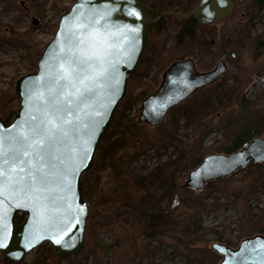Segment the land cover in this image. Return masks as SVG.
Instances as JSON below:
<instances>
[{
  "label": "rangeland",
  "instance_id": "rangeland-1",
  "mask_svg": "<svg viewBox=\"0 0 264 264\" xmlns=\"http://www.w3.org/2000/svg\"><path fill=\"white\" fill-rule=\"evenodd\" d=\"M73 1L0 0V119L5 123L18 110L15 82L36 70L59 16ZM160 1L144 0L153 10ZM239 1L224 21L197 32L200 45L178 47L172 17L164 31L149 29L141 61L96 151L99 163L81 177L89 205L81 250L57 257L45 243L8 264H220L213 243L236 249L245 239L264 236L263 163L209 182L200 193L182 188L189 171L205 157L221 154L237 135L251 130L252 137L264 138V92L240 104L246 89L264 75V52L256 46L264 39V8ZM183 58L192 60L198 73L225 58L227 70L168 113L160 126L139 123L141 101L157 90L166 68ZM148 213L160 219L149 229ZM3 261L0 257V264H7Z\"/></svg>",
  "mask_w": 264,
  "mask_h": 264
},
{
  "label": "water",
  "instance_id": "water-1",
  "mask_svg": "<svg viewBox=\"0 0 264 264\" xmlns=\"http://www.w3.org/2000/svg\"><path fill=\"white\" fill-rule=\"evenodd\" d=\"M235 2L241 5L239 0H199L189 15L202 25L220 23L230 15ZM174 15L180 18L179 14ZM156 21L144 0H74L59 16L52 39L37 59L36 70L15 82L18 110L10 122L0 119V140L4 141L0 150H7L9 138L53 119V110H57L68 123L64 125L67 134H58L52 146L53 153L59 157L53 163L74 174L69 177L70 186L59 177L53 178L50 191L41 194L49 198L41 200L32 198L36 194L14 191L18 187L14 184L17 169L2 165V260L17 263L45 243L57 257L75 255L81 250L89 213V205L82 197L81 177L94 164L100 140L145 51L148 26ZM31 23L37 26L38 21L33 18ZM82 52L98 53L101 59L94 70H89L84 84L80 80L69 84L62 77L69 61ZM226 70L224 60L204 73H198L190 59L172 63L162 74L157 90L141 101L138 122L152 128L160 126L172 109L214 84ZM85 85L90 91H85ZM77 89L83 92L82 96ZM263 91L264 75L251 83L242 99L250 102ZM69 99L71 104L64 103ZM260 163L264 164V138L257 137L245 142L239 152L207 156L189 171L182 188L200 193L207 183L224 179L249 164ZM18 215H24L20 223L16 220ZM211 249L222 257L220 264H264L262 235L243 240L236 249L219 243H213Z\"/></svg>",
  "mask_w": 264,
  "mask_h": 264
},
{
  "label": "snow or ice",
  "instance_id": "snow-or-ice-1",
  "mask_svg": "<svg viewBox=\"0 0 264 264\" xmlns=\"http://www.w3.org/2000/svg\"><path fill=\"white\" fill-rule=\"evenodd\" d=\"M100 59L101 56L98 53L82 52V55L69 61L66 74L62 79L68 80L69 84L73 80H80L84 84L88 79L89 70H94ZM82 76L83 79H81ZM85 91H90L87 85H85ZM77 92L83 95L80 89H77ZM64 103L71 104L72 101L69 99ZM52 115L53 119H49L46 123L32 125L27 133L9 138L7 150H0V162H2L0 163V175L4 173L2 165L17 169L14 184L18 187L14 188V191L36 194L33 195V199L47 200L49 197L41 194L50 191V182L55 177H59L62 182L70 186L69 177L74 174L60 169L57 164L53 163L59 157L53 153L52 146L56 143L58 134H67L64 125L68 122L63 121L62 117L57 114V110H53ZM3 147L4 141L0 140V149ZM83 151L84 155H87V149L84 148ZM25 157L27 159H24ZM60 163L63 164V160Z\"/></svg>",
  "mask_w": 264,
  "mask_h": 264
},
{
  "label": "flooded vegetation",
  "instance_id": "flooded-vegetation-1",
  "mask_svg": "<svg viewBox=\"0 0 264 264\" xmlns=\"http://www.w3.org/2000/svg\"><path fill=\"white\" fill-rule=\"evenodd\" d=\"M194 7L190 8L189 10H179V11L172 10V11L159 12V10H153L150 7L147 6V8L151 11L152 18L153 19H155V18L157 19V21L155 23L150 24L148 26V31H149V29L151 27L155 28L157 31H164L165 27L167 26L166 18L172 17V19H174L175 22L177 23V26H176L175 31H174L173 40H174L175 44L178 47L179 46H191V45H194V44H197V43L199 45L201 43L203 44L202 41H200V40L198 41L197 32H201V30H203L202 27L206 28V27H208L210 25L217 24V23H208V24L202 25L200 22H198L196 17L189 15L190 12L194 9ZM175 13L180 15L179 19L174 15ZM202 34H204V32H202ZM263 43H264V39L258 41L256 46L259 47L261 50H263ZM186 59L187 58H183V59H180V60L173 61L172 63L177 62V61H183V60H186ZM219 60H224L225 63L228 65V61L225 58H220ZM167 68H166V70H167ZM261 94H259L258 96H260ZM242 97H243V95H242ZM241 147L237 150V152H239L241 150ZM3 263H7L8 264L10 262L3 261Z\"/></svg>",
  "mask_w": 264,
  "mask_h": 264
},
{
  "label": "trees",
  "instance_id": "trees-1",
  "mask_svg": "<svg viewBox=\"0 0 264 264\" xmlns=\"http://www.w3.org/2000/svg\"><path fill=\"white\" fill-rule=\"evenodd\" d=\"M197 2H198V0H161L156 5V9L159 10V12H162V11H172V10H175V11H179V10H189L190 8L194 7L197 4ZM252 5L254 7L264 8V0H253ZM263 50H264V43H263ZM261 52H264V51H261ZM39 56H40V54H39ZM31 72H33V71H31ZM240 104L242 106H246L249 103L243 101V99H242L241 102H240ZM173 110H171L169 113H171ZM6 121L9 122V119L6 120ZM8 122H6V123H8ZM252 132L253 131H251V130H246L242 134L237 135L236 137H234V139L231 142L230 147L223 148L221 154H219V155H229V154H232V153L237 152V150L245 142H247V141H249V140H251V139L254 138V137H252ZM255 132H257V131H255ZM104 140H105V136L103 135L102 139L100 140V143L103 142ZM100 143H99V145H100ZM99 145H98V147H99ZM98 163H99V158H98V160L95 159L94 166L95 165L97 166ZM174 172H175V168L172 169V171H171V175L172 176H175V173ZM160 177H161V173H159L158 175L155 176V180H159ZM161 184H162V182H161ZM173 188H174V191H175L176 190V187H173ZM143 190L146 191V192H148V190H151L150 185L143 186ZM144 215H145L146 218H148V223H147L148 229L153 227L154 222H159L160 221L159 217H155V219H151V214H149V213L148 214H144ZM23 219H24V215H18L16 217V220H17L18 223L22 222ZM221 243L223 244V243H226V242H221ZM184 245L185 246L186 245L188 246L189 244H184ZM226 245L227 246H231L228 243Z\"/></svg>",
  "mask_w": 264,
  "mask_h": 264
}]
</instances>
